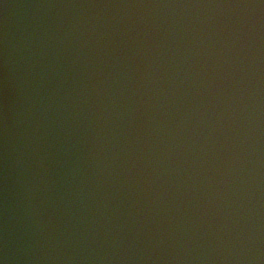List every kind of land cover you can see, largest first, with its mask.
<instances>
[{"label": "clouds", "instance_id": "1", "mask_svg": "<svg viewBox=\"0 0 264 264\" xmlns=\"http://www.w3.org/2000/svg\"><path fill=\"white\" fill-rule=\"evenodd\" d=\"M0 264H264V0H0Z\"/></svg>", "mask_w": 264, "mask_h": 264}]
</instances>
